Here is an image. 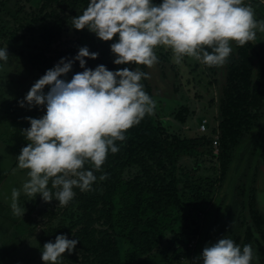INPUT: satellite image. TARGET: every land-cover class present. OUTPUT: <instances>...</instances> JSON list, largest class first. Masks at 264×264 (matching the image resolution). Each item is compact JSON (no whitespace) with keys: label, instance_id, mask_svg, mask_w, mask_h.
I'll use <instances>...</instances> for the list:
<instances>
[{"label":"trees","instance_id":"obj_1","mask_svg":"<svg viewBox=\"0 0 264 264\" xmlns=\"http://www.w3.org/2000/svg\"><path fill=\"white\" fill-rule=\"evenodd\" d=\"M7 1L0 0V12ZM17 1L36 2L38 10L43 13L39 20L44 24L29 26L28 30L38 42L34 46L36 52L29 53L28 61L31 68L40 74L45 73L42 68L46 71L53 68L61 58H74L84 46L90 52L99 53L97 59L85 58L87 68L94 70L98 65H105L108 70L117 71L129 67L146 73L144 65L114 63L116 57L111 51V44L118 41V35L105 42L87 28L76 30L71 26L72 17L82 15L90 0ZM153 2L159 4L162 0ZM244 4L253 7L257 21L264 20V5L260 1L244 0ZM70 32L75 36L67 35ZM83 38L85 41H82ZM230 46L232 53L223 66L203 64L218 90L219 181L225 180L230 168L233 170V163L250 143L253 145L250 155L256 158L258 153L255 150L260 148V152H264V57L258 59L259 52L254 41L243 47L231 42ZM207 50L211 52V49ZM83 71L79 61H75L72 71L61 78L71 80L74 74ZM141 83L144 91L152 97L146 79H142ZM214 132V129L211 130V133ZM125 135V141L116 142L119 151L115 154L109 151L100 171H95L91 163L85 164V170H93L97 177L91 190L74 188L73 200L63 207L57 205V200L45 202L42 207L38 199L27 214L30 217L36 212V216L40 217L30 227L33 230L43 224L44 243H54L58 235H67L69 239L79 241L71 254H64L62 264L140 263L139 259L149 257L162 248V234L166 228L163 220L176 216L183 221L186 229L190 222L197 224L192 218L193 211L205 207L210 209L215 201L209 195V191L212 193L210 188L195 178L200 164L195 162L187 171V167L179 163L182 159L190 160L198 151L211 155L210 135L199 134L194 138L170 135L150 115H146ZM133 169L136 171L132 172ZM104 174L107 179L100 180L99 177ZM246 175L243 174L244 177ZM252 181H255L254 177ZM237 190L239 196L246 197L239 207L241 213L246 209L249 223L241 224L244 227L241 235L227 237L241 248L246 244L252 246V240H255L253 249L264 264V218L256 209L255 192L244 188L243 183ZM184 204L192 207L186 214ZM195 236L198 240L191 249L188 244ZM204 237V233L199 234L198 230L193 234L182 232L177 235L168 246L172 249L170 261L190 254L197 259Z\"/></svg>","mask_w":264,"mask_h":264},{"label":"clouds","instance_id":"obj_2","mask_svg":"<svg viewBox=\"0 0 264 264\" xmlns=\"http://www.w3.org/2000/svg\"><path fill=\"white\" fill-rule=\"evenodd\" d=\"M71 26L87 28L105 42L118 35V41L111 44L114 63L148 68L158 63L155 49L161 46L172 51L177 64L189 57L209 67L223 66L232 53L231 42L243 47L256 40L257 29L264 33V20L257 21L253 7L244 0H162L159 4L90 0L82 15L72 17ZM98 56L84 46L74 58H61L19 101L20 107L46 108L39 119L26 117L31 126L22 130L28 143L17 161L19 169L29 170L22 186L25 195H40L46 203L57 200L59 207L67 206L75 196L74 188L89 191L97 180L85 164L100 171L109 151H119L116 142L125 141L129 129L154 113L156 102L141 83L150 78L148 74L129 67L117 71L105 65L87 68L85 58ZM8 58V48L0 49V61L7 63ZM75 61L84 71L71 80L62 79ZM20 194L12 189L10 207L15 216L24 217L26 211L18 204ZM78 243L58 235L54 243L43 245L41 259L45 264H62L64 254H71ZM254 260L258 264L250 244L241 248L226 236L206 245L197 258L202 264H253Z\"/></svg>","mask_w":264,"mask_h":264},{"label":"rangeland","instance_id":"obj_3","mask_svg":"<svg viewBox=\"0 0 264 264\" xmlns=\"http://www.w3.org/2000/svg\"><path fill=\"white\" fill-rule=\"evenodd\" d=\"M38 9L36 2L33 1L8 0L0 12V29L3 34L0 37V49L8 48L9 53L7 63L0 61V226L1 218H10L9 225H5L13 226L15 230L12 241L14 246L6 249V253L0 251V264H45L41 259L45 244L42 241L45 236L43 224L31 230L32 222L39 221L40 217L36 216V212L27 217L36 200H40L39 206L42 207L45 202L40 195L29 197L23 193L22 186L29 179L27 175L29 170L19 169L17 161L21 149L28 143L22 135V130L30 128L31 125L25 118L39 119L46 114V108L37 106L30 109L27 106L20 107L19 104L33 84L43 76L32 69L28 61L29 53H35L34 46L38 44L37 39L30 36L29 26L44 24L39 20V16L43 13ZM67 35L75 36L73 32ZM82 41H85L84 38ZM254 42L259 52L258 59H260L264 57V33L258 29ZM155 52L158 63L151 68L145 66V71L150 77L146 81L151 88V98L156 102L154 113L150 116L165 129L167 134L183 138L199 136L198 124L201 119L206 118L210 123L208 135L211 136L210 131L217 124L218 90L213 77L202 63L193 58L184 57L182 62L177 64L173 61V53L170 49L161 46L155 49ZM42 71L46 73L45 68H42ZM47 89L46 86L45 91ZM252 146V143L246 146L237 162L235 157L233 170L230 168L224 181H219L218 160L206 152L198 151L190 160L182 159L179 162L184 168L187 167V171L191 170L195 162L200 164L199 173L195 178H199V182L210 188L212 193L210 194L209 189L208 191L212 199L218 200L216 190H223L221 205L219 204L222 210L216 214L214 212L208 214L209 207L193 211L192 218L195 222L197 221V224L190 222L186 229L183 227V221L176 216L163 220L166 228L162 234V248L149 257L139 259L141 264H202V261L197 262L193 254L170 261L172 249H168L169 243L182 232L193 234L195 230H198L199 234L204 233V243L198 257L206 245L215 243L227 235H241L244 228L241 224L249 223L246 218V209L241 213L239 207L246 198L239 196L237 189L241 183L244 188L254 190L256 209L264 218V173L259 168L256 171L254 169L256 165L250 155L253 151ZM185 160L186 162H183ZM260 164H262L261 161L257 163V166ZM246 170L248 173L244 177ZM134 171L136 170L133 169L132 172ZM13 188L21 192L18 204L26 211L24 217L15 216L11 210ZM229 192L235 195L232 201H230L232 195H229ZM191 208L184 204V214ZM53 223L55 224V221ZM7 232L9 233V228ZM256 234L258 235V232ZM197 240V236L191 239L188 247L189 245L194 247ZM252 241V247H255L256 241ZM258 264L262 262L259 261Z\"/></svg>","mask_w":264,"mask_h":264},{"label":"built area","instance_id":"obj_4","mask_svg":"<svg viewBox=\"0 0 264 264\" xmlns=\"http://www.w3.org/2000/svg\"><path fill=\"white\" fill-rule=\"evenodd\" d=\"M260 1L263 5H264V0H258ZM210 127V123L208 122V120L206 118H203L201 119V121L199 122L198 124V127H197V132L200 134V135H206L208 134V128ZM215 130L214 133H211V145H210V148H211V157L215 158L217 160V157H218V154H219V130H218V127H217V124L211 129V130ZM211 132V131H210ZM189 248H193L191 245H189Z\"/></svg>","mask_w":264,"mask_h":264},{"label":"crops","instance_id":"obj_5","mask_svg":"<svg viewBox=\"0 0 264 264\" xmlns=\"http://www.w3.org/2000/svg\"><path fill=\"white\" fill-rule=\"evenodd\" d=\"M2 224L0 226V251L6 253V249L9 247H13V238H14V227L6 226L8 224L10 218H1ZM4 220V221H3ZM9 225V224H8ZM9 228V233L7 232ZM11 230V231H10ZM13 245V246H12Z\"/></svg>","mask_w":264,"mask_h":264},{"label":"flooded vegetation","instance_id":"obj_6","mask_svg":"<svg viewBox=\"0 0 264 264\" xmlns=\"http://www.w3.org/2000/svg\"><path fill=\"white\" fill-rule=\"evenodd\" d=\"M261 149V148H260ZM260 149H256L255 151L258 153L257 154V156H256V158L251 154V157L254 159V163H255V165L256 166H254V169L255 170H258V168H259V170H261V171H263V173H264V152H260ZM259 161H261L262 162V164H260L259 166H257V163L259 162ZM246 174L248 173L247 172V170L246 171H244ZM221 190H222V188H221ZM223 191V190H222ZM222 191H219L218 190V192H217V195H216V197H218V200H217V198H215V201H214V203H213V205L211 206V209H213V211L214 212H216V213H219L218 211L219 210H222L221 209V207L222 206H220L221 204H220V202H221V199H222V197H223V192ZM247 192V191H246ZM229 195H232V193L231 192H229ZM235 196V195H234ZM233 195H232V197H231V200L230 201H232L233 200V197H234ZM226 197V196H225ZM255 197H256V195H255ZM220 204V205H219ZM219 205V206H218ZM230 205V204H229ZM225 208H227V206H225ZM209 212H211L212 213V210H208ZM209 212H207V213H209Z\"/></svg>","mask_w":264,"mask_h":264}]
</instances>
